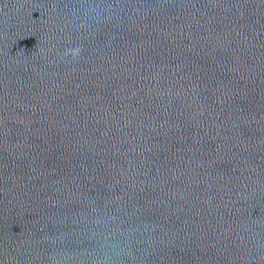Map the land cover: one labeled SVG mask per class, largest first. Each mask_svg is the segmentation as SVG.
<instances>
[{
    "label": "water",
    "instance_id": "95a60500",
    "mask_svg": "<svg viewBox=\"0 0 264 264\" xmlns=\"http://www.w3.org/2000/svg\"><path fill=\"white\" fill-rule=\"evenodd\" d=\"M0 264H264V0H0Z\"/></svg>",
    "mask_w": 264,
    "mask_h": 264
},
{
    "label": "clouds",
    "instance_id": "9594fccd",
    "mask_svg": "<svg viewBox=\"0 0 264 264\" xmlns=\"http://www.w3.org/2000/svg\"><path fill=\"white\" fill-rule=\"evenodd\" d=\"M77 52H79V49H76Z\"/></svg>",
    "mask_w": 264,
    "mask_h": 264
}]
</instances>
